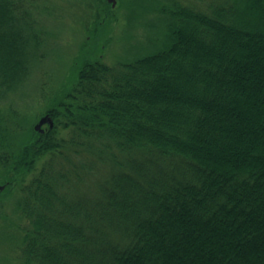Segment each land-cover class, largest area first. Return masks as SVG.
<instances>
[{
    "label": "trees",
    "instance_id": "trees-1",
    "mask_svg": "<svg viewBox=\"0 0 264 264\" xmlns=\"http://www.w3.org/2000/svg\"><path fill=\"white\" fill-rule=\"evenodd\" d=\"M39 1L0 0V101L42 59ZM217 1L160 2L158 50L86 61L17 153L0 124L7 187L35 173L15 264H264V0Z\"/></svg>",
    "mask_w": 264,
    "mask_h": 264
},
{
    "label": "rangeland",
    "instance_id": "rangeland-1",
    "mask_svg": "<svg viewBox=\"0 0 264 264\" xmlns=\"http://www.w3.org/2000/svg\"><path fill=\"white\" fill-rule=\"evenodd\" d=\"M105 1L104 6L95 4V0L39 1L41 9L47 11L35 15L41 21L43 39L46 40L41 50L42 59L34 62L25 85L0 101V124L4 130H9V136L12 133L13 149L8 148L10 151L17 153L31 140L26 131L35 127L45 112L56 105L55 96L71 89L75 73L86 61L102 60L117 67L160 47L166 29L160 24L163 14L158 11L161 4L170 5L168 0H116L115 7L109 0ZM195 1L202 10L214 1L218 2ZM62 136L68 137L69 131L62 132ZM34 174L24 179L17 176L20 182L27 183ZM15 176L14 172L0 168V188L4 187L0 190V264H15L13 255L21 241V235L11 226L14 202L18 197L15 191L21 184H16V188L7 187ZM74 182L76 194H91L88 177L83 185L77 186V180Z\"/></svg>",
    "mask_w": 264,
    "mask_h": 264
},
{
    "label": "water",
    "instance_id": "water-1",
    "mask_svg": "<svg viewBox=\"0 0 264 264\" xmlns=\"http://www.w3.org/2000/svg\"><path fill=\"white\" fill-rule=\"evenodd\" d=\"M110 3H113V7H115L116 5V0H109ZM45 125H48L50 127V129H53L55 124H54V121L53 119L51 118L50 115H45L44 117H42L40 119V121L38 122V124L35 126V130L37 132H41L43 133L44 130H43V127ZM4 189V187H1L0 190L2 191Z\"/></svg>",
    "mask_w": 264,
    "mask_h": 264
},
{
    "label": "flooded vegetation",
    "instance_id": "flooded-vegetation-1",
    "mask_svg": "<svg viewBox=\"0 0 264 264\" xmlns=\"http://www.w3.org/2000/svg\"><path fill=\"white\" fill-rule=\"evenodd\" d=\"M46 127H48V126H45V127H44V131L48 130V128L46 129Z\"/></svg>",
    "mask_w": 264,
    "mask_h": 264
}]
</instances>
